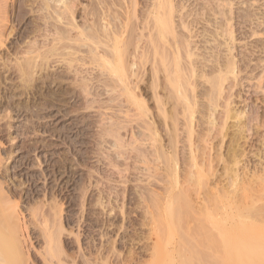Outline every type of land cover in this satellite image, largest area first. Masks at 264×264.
<instances>
[{
	"label": "rangeland",
	"instance_id": "1",
	"mask_svg": "<svg viewBox=\"0 0 264 264\" xmlns=\"http://www.w3.org/2000/svg\"><path fill=\"white\" fill-rule=\"evenodd\" d=\"M20 1L22 0H8L5 9H2V12L3 11L5 12L4 15L7 16L6 18L8 19V21L6 20L7 28L5 27V30H4V33H5L4 37L6 39L4 38L5 42L0 47V55H1L0 56V74L1 72L3 74L4 72L3 70L6 69L8 71L7 72L5 71L3 76L5 77L8 76V78H7V81L5 80V84H1L0 86V142H1L0 156L3 157V163L5 164V166L8 167V175L10 177L6 175L7 178L6 179L4 178L6 183H9L8 187L16 188L18 191L20 190L21 191L19 192L20 196L21 197L23 196L22 198L19 199V205L21 206L23 210L22 212L25 213V214L23 213L25 215V220H27V223L30 226L27 230L29 234L26 232L28 236H26V242H25L26 247L25 248L29 247L30 250H32L31 251L32 254H35V255L30 254L29 263L32 264L31 262L32 260L33 264H45V262L43 261L44 260L43 251L45 252L47 250V248L46 250H44L46 247L45 245L46 241L44 243L45 237L43 233L41 234V232H43L41 230L43 226V224L41 223L43 219L41 218L42 215L41 216L38 215L39 217L36 216V218L31 217V215H29L30 214L29 209L30 208L38 209L39 207V209L42 210V213H44V211H46L47 209L49 210V206L51 207L54 205L56 207L57 206L60 207L59 220H61V226H62L61 230L62 231L59 237H60V243H61L60 246L61 248H63L62 252L60 253L62 255L60 254L59 256L55 255L56 260L53 257L54 264H83V263L84 264H171V263L175 264V263H178V260H180L179 258H181V257L178 258L177 255L179 254V256H182L183 254H186V252L187 254H190V251H189L190 248H196L202 253L201 256H203L204 258H201L202 259V262L200 260L201 264H211L212 261H214L216 264H219L220 256L222 258V256L224 255V251H223L224 243H223L222 235L220 232V228L222 226L219 221L222 219V216H223V219H225L228 215H230V212L228 210L229 208H231V206L229 207L228 200L227 199L225 200V197H222V199H217L218 198L217 196L221 195V193L225 195L228 191H230L231 193V190L233 189L232 187H234L233 185L235 184H237L235 185L236 188H239V193H242L243 190H246L247 192L248 191L247 189L249 188L250 189L254 188V190L252 191L255 192L258 190L260 186L261 179L264 178V172H263L264 171V67H263L264 66V52H262V50L264 51V33H263L264 29L261 28L264 26V25L262 26V24H264V20L262 21V19H264L263 18L264 17V13H263L264 12V0H257V1L256 0H250V1L249 0L247 1L246 0H237V1L231 0L230 3L233 4L232 6L231 4L227 5L224 2L225 7L222 6L223 10L231 9L229 10L231 13L233 10L235 11V12L233 11L234 13L231 14L232 16L237 15L236 13L240 12L239 8H241L240 10H243L244 13L248 9L253 12H256L257 14L256 16H258V13H259L260 20L258 19V17L256 16L255 17L260 21V22L258 21V23L261 24L260 28L262 30L259 27L258 28L260 31H262L261 33L263 34L261 35V33H259L260 34L259 37L260 36L261 37H260V41H258L262 45L259 43H255L256 42L255 39L259 40L258 35L250 36L251 33L249 35L248 32L251 31L250 30L251 25L252 26L254 25L255 23L254 19L256 18L253 17L254 19L252 20V22L249 23V21H247L248 25L245 23L247 26H245V24L243 26L242 23H239L240 18L238 16H236L238 18L234 16L236 20L233 18L231 22H234L233 25L236 24L235 26L233 25L232 26H233V29H235L234 31H236L234 34L237 33L235 35V37H237V41L236 40L234 41L236 48L233 46L234 50L232 52H233V55L236 53L235 60L240 65L238 69L241 71L240 72L238 70L239 73L236 75V77L235 76L234 77L237 80L238 79L240 80L237 81L232 76H230L229 78H225L224 81L223 80L221 81V83L225 85L224 86L223 84H221V88L222 86L224 88L222 89L216 88L218 89L216 91L215 89H212V87L214 86L212 82L213 81L212 78L214 75L216 76L217 74L220 73L219 69L223 66V65L221 66L222 62L220 61L223 60L225 62V58L227 59V57L223 55H227L228 50L226 49L227 47L225 45L223 46V44H225V42L223 41L224 37L222 39V37L216 31L220 28L213 24H211L212 26L211 27L210 26L211 22H208V23L206 22L207 25L205 23L204 18L207 15L205 16L203 15V13L205 10H206L205 12H207V9L202 8L203 7L202 5L207 4L208 6L207 5L206 6L208 8L210 6L209 4H211V6L209 7L210 10L208 8L209 17L212 14L210 18L219 16L217 15L218 13L217 14L214 13V10L212 9V3H209V4L204 3L206 0H204V2L203 0H201L202 2L200 0H198L199 2L197 0L196 1L190 0L191 3L188 2V0H184V1L179 0L180 2H177L178 0L177 1L174 0V2L175 1L177 2V7H176L177 9L174 12V15L176 16L178 15V16L173 17V19L175 18L174 20L175 28L177 26V28L175 29L176 37L180 35L177 38L178 39L183 38V39H180L181 40L180 42H183V43H186L187 40L190 41V39H192L190 41L191 43H189V47L191 45V49L193 48L192 51L195 53L194 55L190 49V51L192 52L194 56L190 55L191 57L187 58L188 56L187 53L183 52V49L182 51L180 50L181 52L179 53H183V55L182 54L179 55V57L182 59L177 60V61L179 60L181 61L178 64L181 66V63H182V64H186V66L191 67L192 64H190V62H192L193 59L197 57L193 61L194 63H196L195 67H194V64L192 66L195 68L194 69L195 72L197 71L196 72L197 74H199L200 76H202L203 74L202 78L204 77V79L198 76L194 72V70H193V73L192 71H189L190 73H188L187 69L190 67H187L186 70L182 69L184 68L182 67L181 68L182 71L178 69L179 66L177 65V62L175 64L176 60L173 61V59H171L170 61V58H174L173 54H171L172 56L169 54L168 56L166 55L169 58L170 63L169 62L165 63L166 66L167 64H170L167 66V68H170V70L168 69V71L170 72L172 71V73L169 74L167 69L163 70L164 64L162 65V60H160L161 59L160 55L162 54L158 53V52L163 51L162 50L163 43H161L160 41H159L160 42L159 44L157 43L158 45L161 44V49L157 48L158 49L157 53L159 56L157 55V53L156 54L152 53V50H150L151 52L149 51V49H151L150 48L151 45H149L150 43H148L150 42V40H148V42L146 41L147 40L146 38L148 37L147 36L148 30L147 29L141 30L142 28L141 26H139V22H140V25H142L141 20H143L142 17H144V13L142 12L147 10V8L149 7V5L146 6V3L150 2L149 4H151L152 0H140V1L137 0V3L138 4L140 3V6L137 5L136 9H139L138 11L140 12L142 11V12L140 14V12L137 11V14L138 13L139 14L137 15V17H134V19H132L134 21L133 22L132 20L129 21L130 24L133 23L134 25L130 26L128 23V25L126 26V29L125 30L123 29L124 37L126 35L127 36L129 35V31H132V34L135 33L133 34V37L132 35H129V37L127 36L125 37L126 39L131 38L133 39V41L131 43L130 42L131 39H130V41L127 42L129 39L126 40L124 37H122L123 40L125 41L122 42L123 41L122 40L121 41L122 44L121 42H119L120 43L119 45L120 46L122 45L121 46L122 48L118 45L120 47V51L123 52V53L118 52L119 56L116 54L117 52H115L117 48V44L116 43L114 44L117 38L114 39L113 37L109 39V37H107V33L109 36L111 34L113 35L114 31H117L116 24L119 23L120 22L119 20L122 19L121 17L123 16L122 12H124L126 9L125 5H127L128 3L127 0L124 1L125 3L123 2V0H119L120 2L122 1L121 3L118 0H110V1L109 0H81V1L80 0L79 1L69 0L71 2L74 1L72 2V6L74 5V3L76 4V6L74 5L72 7L74 8L73 18L76 24L78 25V27L79 28L81 27L80 29L87 27L89 31L86 28L87 30L85 29L84 32L86 31L90 32V30H93V32H97L98 35L101 32L103 33V34L101 33L99 37L101 36L100 39H102L103 41V45H100V46L101 47L103 46L104 49H102L99 46V48L97 47V50L99 51V53L101 52L105 54V52L109 51L108 53H106L107 55L113 54V55H110L111 57L109 56L110 59H108V63H105L106 65L103 64L104 61L101 64L102 60H100V62L97 61L98 58L96 59L95 57H93L92 53L90 55L89 50L91 48H94L95 46V43L90 42V40H87V42L85 40L86 43L85 42L83 43L82 41H77V40H76L77 42H75L74 40L72 45L75 48L71 45L73 48L70 49L68 47V49L65 48L66 50L63 47H60L59 46L60 44L59 45L57 44L59 49L52 50L54 51L52 53L48 44H50L49 42L51 41L53 42L52 38H54L55 35L52 34L54 35V37H51L52 35L50 34L58 30V27H59V25H57L58 27L54 26L56 24V21H54L55 24L53 23L54 18L52 19L49 18V15L51 16L50 11L52 8L49 7L50 8L49 9L48 7L47 8L43 7L45 6L46 0L44 1L39 0L40 2L42 1L41 2L42 4L39 3L38 0H23L24 3L23 2L20 3ZM233 1H235L234 2L235 4L233 3ZM49 2H52V1L50 0ZM97 2H98V6L96 5ZM193 2H194V5H193ZM241 3H242V7H241ZM33 4H35V6L37 7H34ZM38 4H41V6L43 5L42 9H44L45 11L42 10L41 6H38ZM52 4H54V1L52 2ZM30 5H33V6H30ZM81 5L82 7H80ZM179 5L181 7H179ZM200 5L202 7H200ZM96 6L99 10L96 8ZM138 6L143 7V8H139ZM236 6L237 7L240 6V7L237 8ZM102 7H105V8H102ZM111 7L112 9H110ZM232 7L233 8L235 7L236 9L235 8L233 9ZM255 7L258 10L255 9ZM222 8L220 7L218 8V10H221ZM245 8L246 10H244ZM87 9H88L89 15L87 14ZM104 9L105 11H107L106 13H104L105 12ZM142 9H144V11ZM194 9L196 10L197 13L195 12ZM189 10L193 12L190 13ZM90 11L91 13L93 12V14L89 13ZM185 11L190 13L189 16L191 18H189V16L187 18L189 20L191 19L194 20V17L198 18L199 16H200L199 18L201 19V17L204 16V18L202 17L201 19L202 21H200L199 19H196L197 22L196 20H194L195 23L191 21L187 22L186 24L187 26H190V24L192 23L193 25L192 27H194V24H196L195 29H192V27L190 26L193 32H190L189 27L186 28V29H189L188 31L185 30L186 26L181 27L182 24H179L180 22H178L180 20L179 18L180 14L182 15V12L185 13ZM257 11H261V12H257ZM6 12H7V15H6ZM94 12H97V13L94 15ZM108 12L111 13L113 16L110 14L107 17ZM176 12H178V14H176ZM194 12L196 15L195 14L193 15ZM16 13L19 15L17 16ZM45 14L47 16H45ZM197 14L199 15L198 17H196ZM214 14L215 16H213ZM115 15H119L118 17H120V19L117 20V16L115 17ZM139 15L141 18L139 17ZM77 16L78 17L81 16L80 20ZM94 18L96 19V21ZM99 18L100 19L103 18L105 19V21L100 20ZM257 19L255 21H257ZM135 20H136V24H135ZM45 21H47L46 23L48 24L44 23ZM113 21L116 24L113 23ZM206 21H209V20H207L206 18ZM235 21H238V22H235ZM39 22H40V25L42 23L41 26L39 25ZM95 22L97 26L100 24L98 26L100 28L102 27L101 25H103L102 28L106 29L107 32L103 30L102 28H101L102 31L100 28H97L95 25ZM43 23L45 24V28H44ZM25 24H28V25H25ZM89 25L91 26V28ZM94 25L95 27L93 28ZM50 26L52 29L50 28ZM53 26L57 28L55 31L53 30L54 29ZM62 26H60V28H62ZM134 26H137L138 28L136 31H134L136 29V27L134 29ZM202 26L205 27L204 28L205 31L207 27L206 32L208 34L205 31H203L204 29H202ZM255 26L253 28H255ZM35 27L37 28V30ZM41 27L43 28L41 29ZM112 27H114L115 29L113 28L114 30H112L111 29ZM129 27H131L133 30L131 28L129 29ZM238 27L239 28L241 27V28L239 29ZM32 28H35V29H32ZM60 28H59V31H60ZM209 28L210 29L214 28L213 30L217 32L218 36L216 34H213V35L214 37L220 36L219 39L221 40L219 39L218 40L220 41L221 44L218 42L217 37L215 39L217 40L218 44L216 43V40L213 39L214 38L213 35H212L213 38L211 37L212 32L213 33L215 32L213 30H211L212 31L211 32ZM98 29L101 32L98 31ZM245 29L247 31L249 29V31L246 32ZM6 30L7 31L9 30V31L7 32ZM140 30H141V33H144V35L138 32ZM178 30L180 33H178L177 35ZM183 30H184V33L181 32ZM196 30L197 32H194ZM208 30L211 33L208 32ZM74 31L73 30L71 31L72 35L78 32L79 29L77 31L75 29ZM126 31H128V33H126ZM220 31L221 30H219V32ZM240 31H245L246 33L244 32L245 34L243 33L242 35V32ZM46 32L50 34L48 35ZM110 32L111 34H109ZM136 32H138L137 36L139 37L141 34V37L140 38L138 37L139 39L135 37ZM25 33L26 34L30 33V34L28 36V34L26 35ZM91 33L92 32H90L89 35ZM190 33H192L191 34L192 36L190 35ZM35 34L37 36L40 35V37H37ZM76 34H79V33H76ZM193 34L196 35V38L195 37L193 38L194 36ZM204 34L205 35L207 34L206 35L207 38L204 37ZM89 35L88 33L86 34L87 37ZM244 35L245 36L248 35V38L244 37ZM27 36L28 38H26ZM30 36L32 38H30ZM190 36L192 38H190ZM82 37H84V34ZM169 37H170V40L169 39L167 40L171 41L172 36H170V34H168V38ZM25 38L28 40H26ZM33 38L35 39L33 40ZM42 38L43 39L45 38L44 40L47 39V41H44V40L40 41V39ZM105 38L107 40H103ZM202 38H204V40ZM208 38H211V39H208ZM30 39L35 42L34 44L37 45L38 43V46H35L33 44L34 48L37 47L35 48V51L37 54L35 53L36 54L35 56L34 55L35 51H33V54H31L30 52L28 54L21 53L23 55L21 54L19 55L20 58L18 59L23 64L22 66L24 68L22 67V70L24 72L22 75V79L18 80V77L16 78L15 74L10 73L11 70H13V67L16 68V64H13V63H15L18 60L15 54V47L17 46L18 42L21 43L22 40H23L22 42L24 43H22L21 45L19 44L20 46H24V44L26 43L25 41H27V43L29 42L28 43L29 45L32 42L30 41ZM90 39H92V41L93 39L94 41L96 40L95 38H90ZM194 39L195 41H193ZM36 40H37V43H36ZM135 40L137 43L135 42ZM140 40L142 42H145V44L142 43ZM210 40L212 41V43L210 42ZM68 41L70 45L72 40L71 42L70 40ZM169 41L167 42V44L169 43ZM203 41H206V42L208 41V43L206 42L203 43ZM39 42L43 43L44 45L42 46L41 43ZM66 42L63 44L65 47H66L65 45ZM134 42L136 43V45H133L135 44ZM213 42L217 45L213 44ZM245 42L247 44H245ZM80 43H81V48H79ZM124 43H127V44L124 45ZM39 44H40V47H39ZM104 44L106 46H104ZM146 44L148 46H146ZM28 45L27 47H30ZM169 45L171 44L169 43L167 46ZM208 45H210L209 49H207ZM211 45H214V48L216 49L212 48ZM219 45H222V46H219ZM52 46H53V43H52ZM110 46L112 47L111 48L112 50L115 47L113 51H111V49L108 50ZM201 46L202 48H204L203 50ZM204 46L205 47L207 46V48H205ZM45 47L47 48L49 47V50H47ZM134 47L136 48L139 47L138 48L139 53H138V49L136 48L133 49ZM146 47L148 50L144 49ZM221 47L222 49L224 47V49L221 50ZM61 48H63L64 50L63 49L61 50ZM105 48H108L107 49L108 51ZM126 48L127 49L130 48L127 50L129 51L128 52L129 58L125 56L124 57L120 56L122 54L125 55V53H127V51L124 52ZM194 48L197 50H195ZM260 48L262 50H260ZM73 49L75 50L73 51ZM79 49L81 50L80 52H78ZM199 49L202 50V53H200L201 51H199ZM206 49H207L206 51L207 53L204 51ZM249 49L253 52H251ZM42 50H44V53L46 51L47 52L50 51L51 53L49 52L50 54L48 53H45L44 55L42 54V56L44 57L42 59L41 58L42 56L40 53V52L43 53ZM167 50L168 48L166 49V51ZM211 50L215 51L214 52L215 58H213L214 56ZM64 51L67 53V55L65 54ZM69 51L71 52L73 51V52L71 53ZM75 51H76V54H75ZM143 51L145 53L147 52L146 54L144 53L143 55L144 57L141 56L143 54ZM148 51L150 53H148ZM168 51L166 53H171L170 49ZM244 51L249 53V55ZM59 53H62V55L60 54V56H58L57 54ZM196 53H198L199 55ZM253 53L255 54L254 56H253ZM52 54H54V56ZM151 54L153 55L155 54L156 56H153ZM257 54L259 58L256 57ZM149 55L151 57H149ZM181 55L183 57H185L184 55H187V56L184 59ZM200 55L202 57H200ZM210 55H212L213 57H211ZM64 56L65 57L67 56V57L65 58V61H62V59H64ZM75 56L77 57L75 58L76 61L73 59ZM114 56L115 58H112ZM117 56L120 57L122 60L124 59L123 61L125 62L129 61V63L123 62L124 65H127V70H124L122 68V65L117 62V60L120 59V58L118 59ZM131 56L135 58L133 59L132 57L130 60ZM221 56L223 57L222 59H221ZM242 56L243 57L245 56L244 59L247 58L245 60L248 63L242 60L243 58ZM46 57H49V59ZM153 57L158 58V59H154ZM203 57L204 58L206 57L205 59L210 60V61H205ZM216 57H218L217 59L219 61H217ZM23 58L24 59L28 58L27 60L29 62L25 61ZM67 58H70V60ZM239 58H240V61L238 60ZM29 59H31V61H33L34 64L31 63ZM141 59L142 61L145 59L146 62L144 61L141 63ZM197 59L199 60L201 59L205 63L213 62L210 64L214 65L212 67H214L215 69L218 66L217 64H219V63H216V61L220 62L219 64L220 67L218 66L219 68L218 70L216 69L217 70L216 71L215 69L211 68V65H208L209 68H211V71L213 70L211 72L207 64H205L201 60L200 61L198 60L199 62H202L201 64H199V62H197ZM48 60L50 62H48ZM92 60L95 61V63L92 64ZM122 60L119 62H122ZM150 60L154 63L156 67L153 66ZM69 61L71 62V64L70 65L66 64L67 62L70 63ZM109 61L117 62L116 65L114 63V65L117 66L116 68L121 66V68L123 69V72L125 73L126 71V73L123 74L122 71L119 72V68L117 69L118 71H114L115 66H113V63H112L113 67L111 68V71L109 70L110 72H108L107 68L111 64ZM132 61H133V64H132ZM148 61H150V63ZM156 61L160 62L161 64L160 63L157 64ZM163 61L166 62V58ZM27 62L29 63V66L32 64L31 65L32 68H30L28 65H25L27 64ZM249 62L254 63L253 66H252V63H249ZM255 62L258 65L260 64V66L258 67L261 68V70L263 69L262 71L259 70L258 67L254 68V65L256 64ZM45 63L47 64L46 67L44 66ZM84 63L86 66H84ZM187 63H189L190 65L189 64L187 65ZM6 64H7V67H6ZM75 64H76V67H74ZM95 64L97 66H100L99 64H101V69L98 67L99 68L98 70ZM138 64L140 65L139 71L137 70L139 68ZM246 64L247 66L245 67ZM129 65L131 66V68ZM171 65H173L172 68H171ZM199 65H201L202 67ZM205 65L207 67H205ZM158 66L159 67L162 66V67L158 68ZM175 66L178 67L177 68L179 70L178 72H176ZM182 66H185V65H182ZM1 67H4V69H2ZM67 67L69 68V70ZM77 67H80V68L78 69ZM105 67L107 68L105 69ZM243 67H245L244 70H243ZM84 68L85 70H83ZM102 68L103 70L104 69L105 70L103 71ZM155 68L157 71L159 69L158 74L155 72L156 71ZM197 68H199L200 71ZM201 68H203L204 72L203 70L201 72ZM28 69L33 73V75H29L32 73ZM250 69H252L253 71ZM129 70H130V73H128ZM66 71H69V72L66 73ZM70 71H73V73ZM78 71L81 73L79 74ZM83 71H85L86 73L84 72L82 75ZM163 71L164 72L166 71V74H168L169 76L168 75L165 76V73ZM184 71L186 72V74H184ZM250 71H252L251 72L252 74L250 73ZM64 72L66 74H63ZM91 72L94 74L92 75ZM100 72L102 73V75ZM153 72H155L157 75L155 73L153 74ZM255 72L257 74H255ZM68 73H70V75ZM120 73L124 75V76L122 75L124 78L121 76L119 77H121L123 80L125 79L126 83L130 82L134 86L133 88L131 84L127 85V87L129 86L128 87L129 91L127 92H130V89H131L130 86H131L132 89H134L133 92L131 91L132 94L136 95L138 93L137 94L138 96L136 95L137 99H135L136 97H134V95L133 96L130 95L131 96L130 97L129 94L131 93L127 94L126 91L121 89V88H124V86L122 85L123 82L118 81L119 78L117 77L118 74L121 75ZM187 73H188V77L190 76L188 80H187ZM205 73H207L208 75ZM246 73H247V77H246ZM84 74L85 75L88 74V76L86 75L88 80ZM111 74L114 77L117 74L116 78L118 80L115 79V83H114V77ZM136 74H137V77H136ZM59 75L61 78L58 77ZM106 75L108 76L110 75V79L112 78L113 80L112 79L110 80L109 78H107ZM131 75L132 77L133 76L134 77L132 78ZM174 75L176 78L174 77ZM192 75H195V76L193 77ZM103 76L105 78H103ZM196 76L198 77L195 78ZM24 77H26V79ZM170 77H172L173 79ZM180 77H181V80H180ZM192 77L195 81L192 79ZM216 77H219V75ZM84 78L86 79L84 80ZM101 78H103L102 82L104 81V83L102 84L100 81ZM152 78H154V80ZM159 79H162L163 82L160 81ZM205 79L207 81H205ZM217 79L219 80V78H216L215 82L217 81ZM228 79H229V82H228ZM196 80H197V83H196ZM83 81L85 82V85L82 84ZM106 81L107 82L111 81L109 83V86L111 85L110 87L105 86L106 84H108ZM175 81L176 82L178 81V82L176 83ZM181 81L183 83H180ZM236 81L239 84H236L235 83ZM80 82L82 85L79 84ZM174 82L176 85L182 84L181 86L183 88L176 86L179 88V89L178 88L176 89L174 87L175 86ZM153 83L155 84L154 87H153L154 85ZM205 83L207 86L205 85L206 87H203ZM228 83L230 85H227ZM14 84L15 86L18 84L20 87L16 86V88H14L15 87ZM112 84L115 86L112 87ZM231 84L233 85L231 86ZM116 85H118L119 87H116ZM82 86H85V87H82ZM169 86L171 87L169 88ZM228 86L230 87L228 88ZM18 87L19 89H17ZM111 87L113 89H110ZM180 88L182 89L180 90ZM14 89L15 91H13ZM170 89L172 90L170 91ZM183 89H185L184 92L182 91ZM179 91H180V94H179ZM217 91H219L220 94H218ZM81 92L83 94H81ZM121 92L124 93V95H121L122 94ZM69 93L70 95H68ZM169 93H171V95H169ZM126 94L128 95L127 98H126ZM196 94L199 96L197 97ZM211 94L215 97H213ZM180 95L181 97H179ZM133 97L135 99V102L133 101L134 99L131 100V98ZM203 97L205 100L203 99ZM209 98H211L213 101L214 100L217 101L216 102L217 106L214 105L215 103ZM123 99H125L126 102H124ZM138 99L140 100V102L138 101ZM188 99L189 100L192 99L191 107L193 109L189 106ZM156 100L159 103L156 102ZM186 100L188 101L186 102ZM136 101H138L139 104ZM181 101L184 104H181ZM160 102H163L162 104H164L163 105L165 107L164 111L162 110L164 109V107L162 106V104H160ZM201 102H202V105H201ZM130 103H132V105H130ZM142 103L144 105H142ZM120 104H122L121 105L122 107L119 106ZM158 105H160L162 109ZM182 105H185V106H182ZM213 106L215 109L213 108ZM189 107L191 109H189ZM160 109L163 112L160 113ZM16 110H19V111H16ZM220 110L222 112H220ZM187 115H189L190 117L189 116L187 117ZM221 117H222V120H221ZM207 120L209 123L207 122ZM120 123L122 124V126ZM112 125L115 127H113ZM189 126H191V129ZM107 129H109V131ZM191 130L192 132H189ZM108 133L109 134L111 133V134L109 135ZM189 133H191L192 135L191 134L189 135ZM115 134L119 138L113 137V136H116ZM189 136H191V138ZM118 139L122 140L123 143L122 141L121 142L118 141ZM6 156L8 160L6 159ZM169 163H171V165H169ZM169 166H171L172 169ZM198 170L201 172H199ZM199 173L200 174L202 173L201 175L203 177L206 175V177H204L203 179L201 178L202 176L200 175L199 180H198ZM230 176L232 177L229 178ZM234 176L237 178H234ZM228 179L231 180L230 185H229ZM235 181L238 183H236ZM19 183L21 184L19 185ZM51 196L53 197V199ZM206 198H208V200L209 198L212 200L208 201ZM203 200H205V203ZM184 201L185 203H188V204H185ZM207 203H209V206L207 205L209 208L207 206L204 207V205H206ZM45 204L48 207L44 206ZM27 206L28 207L30 206V208L28 209ZM39 221H40V224L38 223ZM29 237L30 239H27ZM27 240L29 242H27ZM230 241L231 243L232 242L236 243L237 242L236 236H234L233 239ZM30 243L32 244V246ZM33 246L34 248H32ZM178 249L181 251L183 250V253L177 252ZM37 250H39V252H37ZM82 253H85V255ZM212 254H216L218 258L212 259L211 258ZM57 257H60V258H57ZM175 257H177L178 259L176 258L177 260L175 259L176 261L175 260L173 261ZM39 258H41L42 261ZM171 259H172V262H171Z\"/></svg>",
	"mask_w": 264,
	"mask_h": 264
},
{
	"label": "bare ground",
	"instance_id": "2",
	"mask_svg": "<svg viewBox=\"0 0 264 264\" xmlns=\"http://www.w3.org/2000/svg\"><path fill=\"white\" fill-rule=\"evenodd\" d=\"M7 1L8 0H0V47L4 44V30H5V27H6V20L8 21V19L6 18L7 16H5L4 15V11L2 12V9H5V7H6V5H7ZM39 1V0H38ZM44 1V0H43ZM50 1V0H49ZM48 0H46V3H45V6H43V7H45V8H49V7H51L52 9H51V11H50V14H51V16L49 15V18H54L53 19V23L55 24V22L54 21H56V24L54 25V24H52V25H54V26H57V25H59V27H58V30H56L57 28L56 27H54L53 26V30L55 31L54 33L52 32L51 34L50 33H47L48 35L50 34V35H52V34H54L55 35V37H54V35H52L51 37H54V38H52V40H53V46H52V43L51 42H49L50 44H51V46H50V44H48L49 45V47H50V50H51V52L53 53L54 51H52V50H57V49H59L58 48V46H57V44L60 46V47H63L64 49L65 48H67L68 49V47L71 49V48H73L74 46L72 45V43L74 42V40H75V42H77V41H82L83 43L85 42V40H86V42H87V40H90V42H93V43H95V46H94V48H91L90 50H89V52H90V55H91V53H92V56L93 57H95L96 59L98 58V60L97 61H99L100 62V60H102L101 61V64H102V62H103V64L104 65H106L105 63H108V59H110L109 58V56L110 55H113V54H109V55H107L106 53H108L109 51L108 50H110L112 47L110 46V48L108 49V48H105L108 52H105V54L104 53H99V51L97 50V47L99 48V46L100 45H103V41H102V39H100L101 38V36L99 37V35L102 33L101 31H102V27H103V25H101L102 27V29L100 28V27H98L97 25H96V22H95V25H96V27L97 28H100L101 29V31L98 29V31H100L99 33V35H98V33L97 32H93V30H90V32H92L93 33V35H92V33L89 35V33L90 32H88L89 31V29H88V31H86V32H84L85 31V27L84 28H82V29H80L79 27H78V25L76 24V22H75V20H74V11H73V9L74 8H72L74 5L76 6V4L74 3V5L72 6V2H74V1H69V0H51L52 2L54 1V4H52V2H49ZM79 1V0H78ZM81 1V0H80ZM110 1V0H109ZM119 1V0H118ZM124 1H126V0H123V2ZM140 1V0H139ZM177 1V0H176ZM174 2V0H152V2H151V4H149L150 2H148V3H146V6L147 5H149V7L147 8V10H145L144 11V9H142L144 12H142V13H144V17H142L143 18V20H141L142 22H141V24L142 25H140V22H139V26H141V30H144V29H147L148 30V34H147V42H148V40H150V42H148V43H150L149 45H151L150 46V48L151 49H149V51L150 50H152V53H157L158 52V49H161V44L160 45H158L160 42L161 43H163V48H162V50L163 51H161V52H158L159 54H162V55H160V57H161V59L160 60H162V65L164 64V69L163 70H166L167 69V71H168V69L170 70V68H167V66L168 65H170V64H167V66H166V64L165 63H168L169 62V58L167 57L168 56V54L169 55H171V54H173V56H174V58H170V61H171V59H173V61H175V64H176V62H177V65L179 66V68L177 67V66H175L176 67V72H178L179 70L178 69H180L181 71H182V69H184V70H186L187 69V67H190V66H186V64H182L181 63V66L178 64V63H180L181 61L179 60V61H177L178 59H182V58H180L179 57V55L180 54H182L183 55V53H179V52H181L182 51V49H183V52H186L187 53V55H184L185 57L187 56V58L188 57H191L193 54L195 55V53L192 51V49H191V45H190V47H189V43H191L190 41L192 40V39H190V41L189 40H187V42H188V44H187V42L186 43H183V42H180L181 40L180 39H183V38H180V39H178L177 37H179V36H177L176 37V35H175V33H176V28H177V26H176V28H175V18L173 19V17L174 16H176V15H174V12L176 11V7H177V2H180L179 0L177 1V2ZM184 1V0H183ZM193 1V0H192ZM196 1V0H195ZM194 1V2H195ZM198 1V0H197ZM201 1V0H200ZM207 1V0H206ZM204 2V0H203V2L204 3H212V9L214 10V13H218L217 15H219V16H215V14L213 15V16H215L214 18H210L211 16H212V14L210 15V17H209V15H208V8L211 6V4H209L210 6L207 8V4H204V5H200V7H202V8H204V9H207V12H205L204 11V9H203V11H204V13H203V15H207L205 18H204V16H202L204 19H205V23L207 22H211L210 23V26H211V24H213V25H216L217 27H219L220 29H218L217 27V29L218 30H216L217 32H218V34L222 37V39H223V37H224V42H225V44H223V46L225 45L226 47V49L228 50V52H227V55H223V56H226L227 57V59L225 58V62L222 60V61H220V62H222L221 63V68L224 70H222L221 68L219 69V71H220V73H219V71H218V73L219 74H217L216 76H218L219 75V77H216L215 75V77L216 78H219V80L217 79V81L215 82V77L213 76V84H214V86L212 87V89H215V91L216 90H218L219 88L220 89H222V88H224L223 86H222V88H221V84H223V83H221V81L223 80L224 81V79L225 78H229L230 76H232V77H236V75L239 73L238 72V68L240 67V65L238 64V62L235 60L236 58H235V54L233 55V50H234V47H235V40L237 41V37H235V35L237 34H234L236 31H234L235 29H233V26H235V25H233L234 24V22H231V20L234 18L235 19V17L236 16H238L239 18H240V20H239V23H242L243 24V26H244V24L246 23H248L247 21H249V23L250 22H252V20L254 19L253 17H255L257 14H256V12H253V11H251V10H246V8L244 9V10H246L245 11V13H244V11L243 10H240L241 8H239V11L240 12H238V13H236L237 15H234V16H232L231 14L232 13H234L233 11H232V13L229 11V10H231V9H229V10H227V9H225V10H223V8H222V6L223 7H225V4H227V5H229V4H231L230 3V1L231 0H208L207 2ZM237 1V0H236ZM247 1V0H246ZM250 1V0H249ZM248 1V2H249ZM257 1V0H256ZM13 2V1H12ZM11 2V3H12ZM21 2H23V0L22 1H20V3ZM26 2V1H25ZM29 2V1H28ZM42 2V1H41ZM40 1H39V3H41ZM77 2V1H76ZM96 2V1H95ZM102 2V1H101ZM101 2H100V4H101ZM103 2H105V1H103ZM108 2V1H107ZM120 2V1H119ZM122 2V1H121ZM120 2V3H121ZM127 5H125V7H126V9H125V11L124 12H122V15L123 16H121L122 17V19L121 20H119L120 19V17H118L119 15H115V17L117 16V20H119L118 22L119 23H115L114 21H113V23H115L116 24V26H117V31H114V33H113V35L111 34V32L109 33V34H111V35H109L108 36V33H107V37H109V39H111V38H113L114 37V39L115 38H117V42L115 41L114 42V44L116 43L117 44V48H116V50H115V52H117L116 54L119 56V53L118 52H121V53H123L122 51H120V47L122 46H120L119 44V42H121L122 40H123V38L122 37H124L123 36V34H124V30L126 29V26L128 25V23H129V25L131 26V25H134L133 23H131L130 24V20H132V19H134V17H137V15L139 14H137V11L139 10V9H136V6L137 5H139L140 6V3L138 4L137 3V0H127ZM143 2V1H142ZM188 2H190V0H188ZM194 2H193V5H194ZM199 2V1H198ZM197 2V3H198ZM202 2V1H201ZM224 2H225V4H224ZM235 1H233V3H234ZM241 2V1H240ZM244 2V1H243ZM19 3V4H20ZM24 3V2H23ZM51 3V4H50ZM83 3V2H82ZM111 3H112V1H111ZM125 3V2H124ZM145 3V2H144ZM143 3V4H144ZM176 3V4H175ZM191 3V2H190ZM189 3V4H190ZM239 3V2H238ZM251 3V2H250ZM26 4V3H25ZM29 4V3H28ZM36 4V3H35ZM35 4H33L34 5V7H37V6H35ZM42 4V3H41ZM41 4H38V6H41ZM78 4H79V2H78ZM81 4V3H80ZM109 4V3H108ZM142 4V5H143ZM179 4V3H178ZM235 4V3H234ZM246 4V3H245ZM11 5V4H10ZM27 5V4H26ZM33 5H30V6H33ZM37 5V4H36ZM94 5H95V3H94ZM97 6H98V2H97V4H96ZM113 5V4H112ZM181 5V4H180ZM179 5V7H181ZM197 5V4H196ZM207 5V6H206ZM226 5V6H227ZM233 4H231V6H232ZM263 5V4H262ZM12 6V5H11ZM18 6V5H17ZM16 6V7H17ZM41 6V9L43 8ZM97 6H96V8H97ZM100 6V5H99ZM102 6V5H101ZM105 6V5H104ZM109 6V5H108ZM124 6V5H123ZM138 6V7H139ZM184 6V5H183ZM182 6V7H183ZM4 7V8H3ZM80 7H82V5L80 6ZM87 7H89V6H87ZM106 7V6H105ZM105 7H102V8H105ZM193 7V6H192ZM191 7V8H192ZM196 7V6H195ZM222 8L221 10H218V8ZM237 7V6H236ZM238 7H240V6H238ZM237 7V8H238ZM241 7H242V3H241ZM252 7V6H251ZM93 8V7H92ZM95 8V9H96ZM101 8V9H102ZM107 8V7H106ZM123 8V7H122ZM139 8H143V7H139ZM188 8V7H187ZM202 8H200V9H202ZM228 8V7H227ZM233 8V7H232ZM235 8V7H234ZM233 8V9H234ZM244 8V7H243ZM248 8V7H247ZM250 8V7H249ZM21 9V8H20ZM41 9H40V11H41ZM50 9V8H49ZM89 9H91V8H89ZM98 9V8H97ZM110 9H112V7L110 8ZM118 9V8H117ZM121 9V8H120ZM146 9V8H145ZM236 9V8H235ZM254 9V8H253ZM252 9V10H253ZM255 9H257L256 7H255ZM16 10H17V8H16ZM36 10H38V9H36ZM35 10V11H36ZM42 10H44V9H42ZM80 10H81V8H80ZM79 10V11H80ZM84 10V9H83ZM99 10V9H98ZM192 10V9H191ZM195 10V9H194ZM209 10H210V8H209ZM258 10V9H257ZM32 11H34V10H32ZM45 11V10H44ZM78 11V12H79ZM92 11V10H91ZM91 11L89 12V13H91ZM93 11H94V9H93ZM97 11V10H96ZM102 11V10H101ZM104 11H105V9H104ZM103 11V12H104ZM109 11V10H108ZM190 11V10H189ZM202 11V10H201ZM202 11V12H203ZM212 11V10H211ZM226 11H228V12H226ZM242 11V12H241ZM17 12V11H16ZM86 12V11H85ZM107 11H105L104 13H106ZM111 12H112V10H111ZM138 12H140V11H138ZM141 12H140V14H141ZM179 12V11H178ZM178 12H176V14H178ZM187 11H185V13H183L182 12V15L180 14V20L178 21V22H180L179 24H182V26L181 27H184V26H186L185 27V30H189L190 29V32H193V30L192 29H195V25L196 24H194V27H192L193 25H192V23L190 24V26L192 27V29L190 28V26H187L186 24H187V22H189V21H191V22H194L195 23V21L194 20H196V19H199L200 21H202L201 19H202V17H201V19L199 18L200 16L197 14V16L196 17H198V18H195L194 17V20H189V19H187L188 18V16L190 15V13L191 12H193V11H190V13H186ZM195 12H196V10H195ZM195 12L193 13V15L195 14ZM230 12V13H229ZM237 12V11H236ZM257 12H261V11H257ZM15 13V12H14ZM27 13V12H26ZM42 13V12H41ZM40 13V14H41ZM97 12H94V15L96 14ZM101 13V12H100ZM181 13V12H180ZM197 13V12H196ZM264 13V12H263ZM17 14V13H16ZM21 14V13H20ZM38 14V13H37ZM44 14V13H43ZM46 14H47V12H46ZM45 14V16H47ZM75 14H76V12H75ZM85 14V13H84ZM87 14H88V9H87ZM86 14V15H87ZM91 14H93V12L91 13ZM111 13H109L108 12V15H107V17L110 15ZM184 14H185V16H184ZM262 14V13H261ZM6 15H7V12H6ZM19 14H17V16H18ZM89 15V14H88ZM100 15V14H99ZM106 15V14H105ZM112 15V14H111ZM196 15V14H195ZM21 16V15H20ZM44 16V17H45ZM92 16V15H91ZM97 16V15H96ZM96 16H95V18H96ZM113 16V15H112ZM111 16V17H112ZM178 16V15H177ZM176 16V17H177ZM262 16V15H261ZM78 17V16H77ZM81 17V16H80ZM80 17H78L79 18V20H80ZM99 17V16H98ZM97 17V18H98ZM103 17V16H102ZM106 17V16H105ZM106 17V18H107ZM111 17H109V18H111ZM139 17H140V15H139ZM238 17H236V18H238ZM256 17H258V19H259V13H258V16H256ZM255 17V18H256ZM11 18V17H10ZM38 18V17H37ZM41 18V17H40ZM39 18V19H40ZM77 18V19H78ZM89 18V17H88ZM94 18V19H95ZM141 18V17H140ZM189 18H191L190 16H189ZM206 18H207V20H209V21H206ZM261 18V17H260ZM264 18V17H263ZM93 19V18H92ZM91 19V20H92ZM100 19V18H99ZM257 19V18H256ZM256 19H254V25L252 26L251 25V31H249V29H248V31L245 29V31L246 32H248L249 33V35H250V33H251V35L250 36H256V35H258V37H259V33H261L262 31H260L259 30V28H260V26H261V24L260 23H258V21L260 20H258L257 19V21H255ZM11 20V19H10ZM38 20V19H37ZM43 20H44V18H43ZM46 20H47V18H46ZM100 20H103V21H105V19H100ZM107 20H109V19H107ZM112 20H113V18H112ZM139 20V21H140ZM236 20V19H235ZM264 19H262V21H263ZM40 21V20H39ZM50 21V20H49ZM58 21V22H57ZM82 21V20H81ZM90 21V20H89ZM95 21H96V19H95ZM134 20H132V22H133ZM234 21V20H233ZM16 22V21H15ZM41 22V21H40ZM40 22H39V25H40ZM47 21H45L44 23H46ZM60 22V23H59ZM196 22H197V20H196ZM235 22H238V21H235ZM257 22V23H256ZM260 22V21H259ZM8 23V22H7ZM29 23H31V22H29ZM28 23V24H29ZM43 23V24H44ZM81 23V22H80ZM83 23V22H82ZM85 23V22H84ZM97 23H98V21H97ZM203 23V22H202ZM201 23V24H202ZM207 23H206V25H207ZM262 23V22H261ZM28 24H25V25H28ZM35 24V23H34ZM46 24H48V23H46ZM64 26H62V25ZM108 24H109V22H108ZM135 24H136V20H135ZM138 24V23H137ZM189 24V23H188ZM198 24V23H197ZM204 24V23H203ZM245 24V26H247ZM41 25H42V23H41ZM40 25V26H41ZM95 25L93 26V28L95 27ZM104 25H105V23H104ZM112 25H114V24H112ZM177 25H178V23H177ZM233 25V26H232ZM238 25V24H237ZM241 25V24H240ZM256 25V26H255ZM264 24H262V26H263ZM60 26H62V28H60ZM79 26H80V24H79ZM84 26H85V24H84ZM86 26H88V25H86ZM90 26V25H89ZM108 26V25H107ZM243 26H241V27H243ZM250 26V25H249ZM255 26V28H253ZM49 27V26H48ZM104 27H106V26H104ZM135 27H136V29H135ZM187 27H189V29H186ZM201 27V26H200ZM212 27V26H211ZM213 27H215V26H213ZM240 27V28H241ZM259 27V28H258ZM7 28V27H6ZM29 28V27H28ZM31 28V27H30ZM36 28V27H35ZM35 28H32V29H35ZM40 28V27H39ZM43 27H41V29H42ZM44 28H45V24H44ZM50 28H51V26H50ZM50 28H48V29H50ZM59 28H60V31H59ZM90 28H91V26H90ZM97 28H96V30H97ZM109 28V27H108ZM114 27H112L111 29L112 30H114L113 29ZM131 27H129V29H130ZM140 28V27H139ZM205 27L204 26H202V29H204ZM239 28V27H238ZM239 28V29H240ZM253 28V29H252ZM262 29H264V26L263 27H261ZM260 28V29H261ZM52 29V28H51ZM76 29V31L79 29V31L78 32H76V33H79V34H71V31L73 30H75ZM86 29V30H87ZM122 29V30H121ZM124 29V30H123ZM132 29V28H131ZM134 31H136L138 28H137V26H134ZM210 29V28H209ZM214 29V28H213ZM212 28L210 29V31L211 30H213ZM243 29V28H242ZM241 29V30H242ZM261 29V30H262ZM28 30V29H27ZM36 30H37V28H36ZM39 30V29H38ZM82 30V31H81ZM103 30H105L106 31V29H103ZM128 30V29H127ZM133 30V29H132ZM141 30L140 31H138V32H140L141 33ZM175 30V31H174ZM181 30V29H180ZM201 30V29H200ZM219 30H221L220 32H219ZM7 31V30H6ZM9 31V30H8ZM7 31V32H8ZM40 31V30H39ZM44 31V30H43ZM51 31V30H50ZM129 31V30H128ZM128 31H126V33H128ZM146 31V30H145ZM144 31V32H145ZM203 31H205V29L203 30ZM206 31H207V27H206ZM205 31V32H206ZM209 30H208V32H210ZM214 31V30H213ZM216 31H214L215 33H213L212 31V34H211V37H212V35L213 34H216L217 36H218V34H217V32ZM245 31H240V32H242V35H243V33L245 32ZM28 32V31H27ZM45 32V31H44ZM75 32V31H74ZM104 32V31H103ZM107 32V31H106ZM130 32H131V34H130ZM138 32H136V36L135 37H139V36H137V33ZM181 32H183L184 33V30L183 31H181ZM194 32H197V30L196 31H194ZM205 32H203V33H205ZM210 32V33H211ZM245 32V33H246ZM33 33V32H32ZM36 33V32H35ZM88 33V37L86 36V34ZM95 33V34H94ZM178 33H180L179 32V30H178V32H177V35H178ZM202 33V34H203ZM207 33V32H206ZM244 33V34H245ZM264 33V32H263ZM263 33H261V35L263 34ZM9 34V33H8ZM12 34V33H11ZM21 34H22V32H21ZM26 34V33H25ZM28 34V33H27ZM26 34V35H27ZM30 34V33H29ZM29 34H28V36H29ZM34 34V33H33ZM38 34V33H37ZM83 34H84V37H82L83 36ZM103 34V33H102ZM133 34H135V33H133ZM133 34H132V31H129V35H132V37H133ZM141 34H143L144 35V33H141ZM141 34H140V37H141ZM168 34H170V36H172V40L175 42H173L172 40L171 41H169L170 40V37L168 38ZM186 34V33H185ZM192 33H190V35H191ZM195 34V33H194ZM193 34V35H194ZM198 34V33H197ZM202 34H200V35H202ZM208 34V33H207ZM206 34V35H207ZM10 35V34H9ZM20 35V34H19ZM18 35V36H19ZM36 35V34H35ZM44 35H45V33H44ZM129 35L127 36V37H129ZM206 35L204 34V37L205 38H207L206 37ZM17 36V37H18ZM21 36H23V35H21ZM28 36L26 37V38H28ZM37 36V35H36ZM125 36V37H126ZM189 36V35H188ZM192 36V35H191ZM190 36V38H192ZM217 36H215L214 37V35H213V39H215ZM219 36V37H220ZM33 37H34V35H33ZM37 37H40V35H38ZM36 37V38H37ZM103 37H105V36H103ZM106 37V38H107ZM124 37V38H125ZM131 37V36H130ZM134 37V38H135ZM139 37V38H140ZM142 37H144V36H142ZM196 38V35H194L193 36V38ZM208 37H209V35H208ZM219 37H217V40L219 39ZM244 37H247L248 38V35H244ZM261 37V36H260ZM260 37H259V40H256L255 39V43H259V44H261L260 42H258V41H260ZM22 38V37H21ZM25 38V39H26ZM30 38H32L31 36H30ZM46 38V37H45ZM44 38V39H45ZM90 38H95L96 40L94 41V39H93V41H92V39H90ZM103 39V40H107V39ZM138 38V39H139ZM149 38V39H148ZM186 38H187V36H186ZM197 38H199V37H197ZM253 38V37H252ZM263 38V37H262ZM6 39V38H5ZM24 39V40H25ZM35 38H33V40H34ZM43 38L42 39H40V41L41 40H44ZM48 39H49V37H48ZM126 39V38H125ZM129 39V40H128ZM130 39L131 38H127L126 40H128L127 42H129L130 41ZM167 39H169V40H167ZM185 39V38H184ZM203 40H204V38H202ZM208 39H211V38H208ZM9 40V39H8ZM20 40V39H19ZM26 40H28V39H26ZM68 40H70V42H71V40H72V42H71V44L69 45V41ZM77 40V41H76ZM113 40V39H112ZM137 40V39H136ZM136 40H135V42H136ZM216 40V39H215ZM217 40H216V43H217ZM219 40H221V39H219ZM218 40V42L220 43V41ZM253 40V39H252ZM23 41V40H22ZM21 41V43H19L18 42V44H17V46L15 47V54H16V56H17V59L18 58H20V54L21 53H26V54H28V53H30L31 52V54H33V51H35V48H37V47H33L34 45L35 46H38V43H37V40H36V43H37V45L36 44H34L35 42L34 41H32L31 39H30V41H32L29 45H28V43H27V41H25L26 43L25 44H27L28 46H30V47H27V45H25L24 44V46H20L22 43H24V42H22ZM44 41H47V39L46 40H44ZM67 41V42H66ZM109 41V40H108ZM125 40H123L122 42H124ZM132 41H133V39H131V43H132ZM141 41V40H140ZM142 41H143V39H142ZM141 41V42H142ZM160 41V42H159ZM169 41V43L171 44V45H173V46H171V45H169V46H167L168 44H167V42ZM193 41H195V39L193 40ZM202 41V40H201ZM13 42V41H12ZM11 42V43H12ZM66 42V47L63 45L64 43ZM85 42V43H86ZM105 42H107V41H105ZM104 42V43H105ZM110 42V41H109ZM113 42V41H112ZM111 42V43H112ZM122 42H121V44H122ZM134 42V43H135ZM139 42V41H138ZM172 42H173V44H172ZM197 42H199V41H197ZM204 42H206V41H203V43ZM210 42L212 43V41L210 40ZM262 42V41H261ZM39 43H41V42H39ZM48 43V42H47ZM46 43V44H47ZM67 43H68V45H67ZM137 43V42H136ZM136 43L135 44H133V45H136ZM142 43H144L145 44V42H142ZM147 43V44H148ZM158 43V44H157ZM206 43H208V41L206 42ZM210 43V44H211ZM20 44V45H19ZM32 44V45H31ZM34 44V45H33ZM106 44V43H105ZM104 44V46H106ZM113 44V43H112ZM111 44V45H112ZM125 44H127V43H124V45ZM138 44H140V43H138ZM146 44V46H148ZM156 44H157V46H156ZM187 44V45H186ZM196 44V43H195ZM213 44H215L214 42H213ZM218 44V43H217ZM217 44H215V45H217ZM221 44V43H220ZM238 44V43H237ZM245 44H247L246 42H245ZM244 44V45H245ZM252 44V43H251ZM41 45L43 46L44 44L43 43H41ZM73 47H72V46ZM77 45V44H76ZM120 47H119V46ZM123 45V46H124ZM199 45V44H198ZM203 45H205V44H203ZM202 45V46H203ZM255 45V44H254ZM262 45V44H261ZM8 46V45H7ZM41 46V47H42ZM83 46V45H82ZM128 46H130V45H128ZM160 48H159V47ZM166 46H167V48H168V50L170 49V52L171 53H166L167 51H166ZM186 48H185V47ZM202 46H201V48H202ZM209 46L210 45H208V48H207V46L205 47V48H207V49H209ZM212 46V48H214V45H211ZM219 46H222V45H219ZM234 46V47H233ZM238 46V45H237ZM39 47H40V44H39ZM49 47L47 48V47H45L47 50H49ZM101 47V46H100ZM108 47V46H107ZM140 47V46H139ZM139 47H134L133 49H138ZM143 47H144V45H143ZM173 49H172V48ZM199 47V46H198ZM216 47V46H215ZM252 47V46H251ZM250 47V48H251ZM260 47V46H259ZM4 48V47H3ZM44 48V47H43ZM53 48V49H52ZM63 48H61V50L63 49ZM75 48V47H74ZM79 48H81V43H80V46H79ZM102 49H104V47L102 46L101 47ZM115 48V47H114ZM114 48H113V50H114ZM122 48V47H121ZM125 48V47H124ZM158 48V49H157ZM236 48V47H235ZM253 48V47H252ZM255 48V47H254ZM263 48V47H262ZM9 49V48H8ZM12 49H14V48H12ZM63 49V50H64ZM84 49V48H83ZM87 49V48H86ZM85 49V50H86ZM119 49V50H118ZM128 49H130V48H128ZM127 48H126V50L124 51V52H126L127 50H128ZM144 49H147V47L146 48H144ZM143 49V50H144ZM172 49V50H171ZM190 49H191V51L193 52V54H192V52L190 51ZM195 49V48H194ZM204 48H202V50H203ZM207 49L206 50H204L205 52L207 51ZM214 49H216V48H214ZM213 49V50H214ZM219 49H220V47H219ZM218 49V50H219ZM223 49H224V47H223ZM222 49V47H221V50H223ZM245 49V48H244ZM257 49V48H256ZM259 49V48H258ZM7 50V49H6ZM37 50V49H36ZM66 50V49H65ZM75 49H73V51H74ZM87 50V51H88ZM105 50V51H106ZM112 49H111V51H113ZM122 50H124V49H122ZM132 50V49H131ZM148 50V49H147ZM181 50V51H180ZM185 50V51H184ZM195 50H197V49H195ZM202 50L201 49H199V51H201L200 53H202ZM213 50H211L212 52H213V56L215 55L214 54V52L215 51H213ZM221 50H220V52H221ZM227 50H225V51H227ZM241 50V49H240ZM250 50V49H249ZM252 50H254V49H252ZM260 50H262L261 48H260ZM2 51H3V49H2ZM5 51V50H4ZM43 51V53L42 52H40L41 53V56H42V54L44 55L45 53H48V54H50L49 52H45L44 53V50H42ZM72 51V52H73ZM81 50L79 49L78 50V52H80ZM84 51V50H83ZM101 51V50H100ZM135 51V50H134ZM148 51V53H150ZM160 51V50H159ZM164 51H166V52H164ZM210 51V50H209ZM238 51V50H237ZM246 51H247V49H246ZM246 51H244V52H246ZM251 51V50H250ZM249 51V52H250ZM256 51V50H255ZM255 51H254V53H255ZM259 51V50H258ZM38 52V53H39ZM55 52H57V51H55ZM65 52V51H64ZM63 52V53H64ZM69 52H71V51H69ZM69 52H68V54H69ZM71 52V53H72ZM89 52H88V54H89ZM128 52L129 51H127V53H125V55H120L121 57H128L129 58V55H128ZM133 52V51H132ZM131 52V53H132ZM169 52V51H168ZM211 52V53H212ZM242 52V51H241ZM251 52H253V51H251ZM261 52V51H260ZM262 52H264L263 50H262ZM36 51L34 52V55L36 56ZM134 53V52H133ZM138 53H139V49H138ZM141 53V52H140ZM144 51H143V54L141 55V56H143L144 55ZM147 53V52H146ZM145 53V54H146ZM158 53H157V55H158ZM207 53V52H206ZM210 53V52H209ZM222 53H223V51H222ZM229 53V54H228ZM247 53V52H246ZM245 53V54H246ZM253 53V56L255 55ZM256 53H258V52H256ZM23 54H21V55H23ZM30 54V55H31ZM60 54L62 55V53H59V54H57L58 56H60ZM65 54L67 55V53L65 52ZM65 54H63V55H65ZM75 54H76V51H75ZM78 54V53H77ZM80 54V53H79ZM85 54V53H84ZM128 56H127V55ZM135 54V53H134ZM153 55V54H151V55H153V56H156V55ZM165 54V55H164ZM185 54V53H184ZM196 54H198V53H196ZM220 54V53H219ZM238 54V53H237ZM242 54V53H241ZM244 54V55H245ZM248 55H249V53H247ZM53 56H54V54H52ZM52 55H51V57H52ZM57 55H55V56H57ZM107 55V56H106ZM140 55V54H139ZM167 55V56H166ZM181 55V56H182ZM191 55V56H190ZM193 55V56H194ZM199 55V54H198ZM203 55V54H202ZM204 55H206V54H204ZM209 55V54H208ZM221 55V54H220ZM252 55V54H251ZM1 56V55H0ZM29 56V55H28ZM50 56V55H49ZM82 56V55H81ZM85 56V55H84ZM83 56V57H84ZM88 56V55H87ZM117 56V57H118ZM136 56V55H135ZM138 56V55H137ZM159 56V55H158ZM157 56V57H158ZM172 56V55H171ZM211 57H213L212 55H210ZM209 56V57H210ZM218 56V55H217ZM238 56V55H237ZM236 56V57H237ZM260 56V55H259ZM4 57V56H3ZM2 57V58H3ZM31 57H33V56H31ZM62 57V56H61ZM67 57V56H66ZM65 56H64V59H62V61H65V58H66ZM69 57H70V55H69ZM79 57V56H78ZM111 57V56H110ZM133 56H131L130 57V60H131V58H132ZM144 57V56H143ZM143 57H142V59H143ZM149 57H151L150 55H149ZM159 57V58H160ZM183 57V56H182ZM185 57H183L184 59H185ZM200 57H202L201 55H200ZM210 57V58H211ZM243 57V56H242ZM245 57V56H244ZM244 57L242 58V60H244V62H247L245 59H247V58H245L244 59ZM248 57V56H247ZM256 57H258V54H257V56ZM24 58H25V56H24ZM23 58V59H24ZM28 58H30V57H28ZM27 58V59H28ZM37 58V57H36ZM42 59L44 58L43 56L41 57ZM40 58V59H41ZM46 58H48L49 59V57H46ZM56 58V57H55ZM54 58V59H55ZM75 58H77L76 56L73 58L74 60H75ZM88 58V57H87ZM112 58H115V56L114 57H112ZM120 57H118V59H119ZM135 57H133V59H134ZM137 58V57H136ZM139 58H140V56H139ZM146 58V57H145ZM147 58H148V56H147ZM154 59H158V58H155V57H153ZM165 58H166V62H164L163 60H165ZM197 58V57H196ZM196 58H194L193 59V61L196 59ZM199 58V57H198ZM204 58V57H203ZM206 58V57H205ZM204 58V59H205ZM213 58H215V56L213 57ZM218 57H216V59H217ZM223 57L221 56V59H222ZM259 58V57H258ZM22 59V60H23ZM27 59H24L25 61H28ZM53 59V58H52ZM67 59H69L70 60V58H67ZM85 59V58H84ZM94 59V58H93ZM142 59H141V63L142 62H144L145 61V59L142 61ZM152 59V58H151ZM167 59H168V61H167ZM191 59V58H190ZM220 59V58H219ZM260 59H262V58H260ZM30 61H31V59H29ZM33 60H35V59H33ZM51 60V59H50ZM79 60H81V59H79ZM87 60V59H86ZM111 60H113V59H111ZM122 59L120 58L119 60H117V62L118 63H120L121 65H122V68L124 69V70H127V65H124L123 64V62H125V61H123L122 60V62H119V61H121ZM147 60H149V59H147ZM199 59H197V62H199L198 61ZM239 61H240V58L238 59ZM254 60V59H253ZM12 61V60H11ZM42 61V60H41ZM44 61H45V59H44ZM76 61V60H75ZM77 61H78V59H77ZM126 61H127V59H126ZM151 61V60H150ZM150 61H148L149 63H150ZM172 61V62H173ZM192 61V62H193ZM201 61H203V60H201ZM205 61H210V60H206L205 59ZM217 61H219L218 59H217ZM216 61V63H219L220 64V62H217ZM255 61H257V60H255ZM259 61H261V60H259ZM2 62V61H1ZM6 62V61H5ZM4 62V63H5ZM15 62V61H14ZM29 62V61H28ZM27 62V64H25V65H28L29 66V63ZM48 62H50L49 60H48ZM70 62V61H69ZM82 62H83V60H82ZM81 62V63H82ZM87 62V61H86ZM85 62V63H86ZM90 62V61H89ZM98 62V63H99ZM110 63V65L108 66V68L107 67H105V69L107 68V70H108V72H110L111 71V68L113 67V66H115L116 65V63L117 62H111V61H109ZM131 62V61H130ZM136 62V61H135ZM146 62V61H145ZM157 62V61H156ZM189 62H190V60H189ZM192 62H190V64H194V67H195V64L196 63H192ZM196 62V61H195ZM204 62V61H203ZM243 62V63H244ZM252 62H254V61H252ZM252 62H249V63H252ZM3 63V64H4ZM12 63V62H11ZM24 63V62H23ZM31 63H33V61H31ZM47 63V62H46ZM45 63V67H46V64ZM63 63V62H62ZM85 63H84V66H86L85 65ZM93 63H95V61H93L92 60V64ZM98 63H96V64H98ZM112 63H113V66H112ZM114 63H115V65H114ZM125 63H129V61L128 62H125ZM151 63L153 64V66H155L154 65V63L151 61ZM158 63H160V62H157V64ZM170 63V62H169ZM186 63V62H185ZM202 62H199V64H201ZM205 63V62H204ZM210 63H213V62H210ZM209 62L208 63H205V64H207V66L208 65H211ZM224 63V64H223ZM248 63V62H247ZM256 63V62H255ZM2 64V65H3ZM13 64H16V68H14L13 67V70H11V72L10 73H12V74H15V76H16V78L18 77V80H21L22 79V75H23V70H22V62H20V60L18 59L15 63H13ZM34 64V63H33ZM37 64V63H36ZM65 64V63H64ZM66 64H71V62L70 63H66ZM74 64V63H73ZM87 64V63H86ZM95 64V65H96ZM101 64H99L100 66H97V68L99 67L100 69H101ZM120 64H118V65H120ZM131 64V63H130ZM132 64H133V61H132ZM156 64V63H155ZM161 64V63H160ZM189 63H187V65H188ZM189 64V65H190ZM198 64V63H197ZM219 64H217L219 67H220V65ZM245 64V63H244ZM253 64L254 63H252V66H253ZM1 65V66H2ZM32 65V64H31ZM29 66L30 68H32V66ZM43 65V64H42ZM51 65V64H50ZM78 65V64H77ZM139 65V64H138ZM182 65H185V66H182ZM191 65V69L190 68H188L187 70H188V73H190L189 71H192V73H193V70L195 69L193 66ZM216 65V66H217ZM256 65V66H255ZM254 65V68L255 67H258V66H260V64L258 65L257 63ZM14 66V65H13ZM65 66V65H64ZM73 66V65H72ZM80 66V65H79ZM83 66V65H82ZM83 66V67H84ZM88 66V65H87ZM94 66V65H93ZM130 66V65H129ZM128 66V67H129ZM160 66V65H159ZM158 66V68H161V67H159ZM172 66L173 65H171V68H172ZM199 66H201V65H199ZM204 66V65H203ZM206 65H205V67H207ZM212 66H214V65H211V68H213V69H215L214 67H212ZM217 66V70H218V67ZM247 66V64L245 65V67ZM263 66V65H262ZM4 67H5V65H4ZM4 67H1L2 69H4ZM6 67H7V64H6ZM26 67V66H25ZM35 67H37V66H35ZM34 67V68H35ZM70 67V66H69ZM74 67H76V64H75V66ZM117 66H115V69H114V71H118L117 69L119 68V72L120 71H122V73L123 74H125L126 73V71H125V73L123 72V69L121 68V66L120 67H118V68H116ZM136 67V66H135ZM150 67H152V66H150ZM156 67V66H155ZM170 67V66H169ZM182 67H184V68H182ZM202 67V66H201ZM245 67H243V70L245 69ZM251 67V66H250ZM264 67V66H263ZM9 68V67H8ZM7 68V69H8ZM24 68V67H23ZM39 68V67H38ZM68 68V67H67ZM78 69L80 68V67H77ZM86 68V67H85ZM85 68L83 69V70H85ZM88 68V67H87ZM96 68V67H95ZM99 68H98V70H99ZM104 68V67H103ZM103 68H102V70H103ZM130 68H131V66H130ZM129 68V69H130ZM132 68H133V66H132ZM178 68V69H177ZM182 68V69H181ZM200 68V67H199ZM199 68H197L199 71H200V69ZM208 68H209V66H208ZM211 68H209V70L211 71ZM259 68V67H258ZM10 69V68H9ZM25 69H27V68H25ZM73 69V68H72ZM77 69V70H78ZM89 69V68H88ZM104 69V70H105ZM121 69V70H120ZM135 69V68H134ZM139 69H140V65H139V68L137 69L138 71H139ZM151 69V68H150ZM190 69V70H189ZM215 69V70H216ZM257 69V68H256ZM255 69V70H256ZM29 70V69H28ZM34 70V69H33ZM32 70V71H33ZM65 70V69H64ZM68 70H69V68H68ZM70 70H71V68H70ZM93 70V69H92ZM103 70V71H104ZM110 70V71H109ZM113 70V69H112ZM155 70H156V68H155ZM173 70V69H172ZM174 70H175V68H174ZM202 70H203V68H201V72H202ZM214 70V71H215ZM216 70V71H217ZM222 70V71H221ZM250 70H252V69H250ZM259 70H261V68H259ZM263 70V69H262ZM261 70V71H262ZM4 72L6 71H8V70H6V69H4L3 70ZM30 71V70H29ZM80 71H82V70H80ZM88 71V70H87ZM103 71H102V73H103ZM136 71V70H135ZM137 71V72H138ZM151 71V70H150ZM152 71H153V69H152ZM158 71H159V69H158ZM158 71L156 70L155 72L158 74ZM180 71V72H181ZM198 71V72H199ZM213 71V70H212ZM211 71V72H212ZM215 71V72H216ZM240 71V70H239ZM253 71V70H252ZM252 71H250V73L252 72ZM4 72H3V74H4ZM31 72V71H30ZM29 72V73H30ZM67 72H69V71H66V73ZM70 72H72L73 73V71H70ZM79 72V71H78ZM77 72V73H78ZM85 71H83L82 72V75H83V73H84ZM99 72V71H98ZM155 72H153V74L155 73ZM164 72V71H163ZM162 72V73H163ZM169 72V74L170 73H172V71L170 72V71H168ZM167 72V73H168ZM174 72V71H173ZM194 72H195V70H194ZM197 72V71H196ZM195 72V73H196ZM203 72H204V70H203ZM208 72V71H207ZM241 72V71H240ZM248 72V71H247ZM260 72V71H259ZM27 73H28V71H27ZM32 73V72H31ZM65 72L63 73V74H66ZM81 72H79V74H80ZM86 73V72H85ZM92 73V72H91ZM101 73V72H100ZM100 73H98V74H100ZM102 73H101V75H102ZM113 73V72H112ZM118 73V72H117ZM128 73H130V70L128 71ZM131 73H133V72H131ZM155 73V74H156ZM165 73V76L166 75H168V74H166V71L164 72ZM163 73V74H164ZM188 73H187V80L189 79V77H188ZM191 73V74H192ZM209 73V72H208ZM3 74H2V72H1V74H0V86H1V84H5V80L7 81V78H8V76H3ZM26 74V73H25ZM69 75H70V73H68ZM94 73H92V75H93ZM96 74V73H95ZM105 74H106V72H105ZM108 74V73H107ZM121 74V73H120ZM123 74H121V75H117V77L119 78V80L116 78V75H115V77H114V83H115V79H117L118 81H121V82H123L122 83V85L124 86V88H121V89H123L124 91H126V93L128 94V93H131V94H129V96L131 95V96H133L134 94H132V92H133V90L134 89H132V87L131 86H133L130 82H128V83H126V80L124 79H122L121 77H123L124 75ZM138 74V73H137ZM137 74H136V77H137ZM156 74V75H157ZM178 74V73H177ZM184 74H186V72L184 71ZM197 74V73H196ZM202 74V73H201ZM205 74H207V73H205ZM252 74V73H251ZM255 74H257L256 72H255ZM29 75H33V73L32 74H29ZM28 75V76H29ZM77 75V74H76ZM82 75H81V77H82ZM85 75V74H84ZM87 76H88V74H86ZM85 75V76H86ZM90 75V74H89ZM91 75V76H92ZM101 75H100V77H101ZM103 75H104V73H103ZM123 75V76H122ZM133 75V74H132ZM132 75H131V77H132ZM135 75V74H134ZM198 76H200L199 74H197ZM208 75V74H207ZM261 75V74H260ZM14 76V75H13ZM25 76V75H24ZM80 76V75H79ZM87 76H86V78H87ZM90 76V77H91ZM97 76V75H96ZM107 76V78H109L110 79V75L108 76V75H106ZM119 76H121V77H119ZM130 76V75H129ZM151 76H152V74H151ZM160 76V75H159ZM163 76V75H162ZM169 76V75H168ZM179 76V75H178ZM193 77L195 76V75H192ZM198 76H196L195 78H197ZM202 76H203V74H202ZM202 76H200L201 78H202ZM243 76V75H242ZM255 76V75H254ZM10 77V76H9ZM27 77V76H26ZM26 77H24L25 79H26ZM31 77V76H30ZM59 78H61L60 77V75L58 76ZM67 77V76H66ZM70 77V76H69ZM75 77H77V76H75ZM94 77H95V75H94ZM98 77H99V75H98ZM134 77V76H133ZM132 77V78H133ZM154 77H155V75H154ZM157 77V76H156ZM161 77V76H160ZM164 77V76H163ZM173 77V76H172ZM172 77H170V78H172ZM174 77H175V75H174ZM184 77V76H183ZM193 77H192V79H193ZM207 77V76H206ZM234 77V79H236ZM246 77H247V73H246ZM256 77H257V75H256ZM29 78V77H28ZM27 78V79H28ZM52 78V77H51ZM71 78V77H70ZM86 78H84V80L86 79ZM103 78H105L104 76H103ZM103 78H101V84L102 83H104V81L102 82V79ZM124 78V77H123ZM127 78V77H126ZM176 78V77H175ZM215 78V79H214ZM239 78V77H238ZM249 78H250V76H249ZM49 79V78H48ZM47 79V80H48ZM92 79V78H91ZM96 79V78H95ZM108 79V80H109ZM112 79V78H111ZM110 79V80H111ZM122 79V80H121ZM128 79V78H127ZM153 80H154V78H152ZM173 79V78H172ZM202 79H204V77L202 78ZM207 79V78H206ZM205 79V81H207ZM232 79V78H231ZM230 79V80H231ZM254 79V78H253ZM260 79V78H259ZM17 80V81H18ZM60 80V79H59ZM81 80H83V79H81ZM87 80H88V78H87ZM86 80V81H87ZM113 80V79H112ZM129 80V79H128ZM133 80V79H132ZM160 81H162V79H159ZM165 80V79H164ZM179 80V79H178ZM180 80H181V77H180ZM194 80V79H193ZM198 80V79H197ZM197 80H196V83H197ZM237 80V79H236ZM238 80H240V79H238ZM237 80V81H238ZM257 80V79H256ZM54 81V80H53ZM58 81V80H57ZM73 81V80H72ZM78 81H80V80H78ZM91 81V80H90ZM97 81V80H96ZM98 81H99V79H98ZM159 81V82H160ZM169 81H170V79H169ZM195 81V80H194ZM210 81H211V79H210ZM209 81V82H210ZM237 81L235 82L236 84H239V83H237ZM250 81V80H249ZM260 81V80H259ZM259 81H258V83H259ZM89 82V81H88ZM107 82V81H106ZM111 82V81H110ZM110 82H107L108 84H106L105 86H109V83ZM113 82V81H112ZM132 82V81H131ZM137 82V81H136ZM155 82H156V80H155ZM163 82V81H162ZM176 82V81H175ZM175 82H174V87L177 89L178 87H176V86H179V87H182L181 85H179V84H175ZM178 82V81H177ZM176 82V83H177ZM185 82H186V80H185ZM199 82V81H198ZM228 82H229V79H228ZM62 83V82H61ZM75 83V82H74ZM78 83V82H77ZM76 83V84H77ZM90 83H92V82H90ZM94 83V82H93ZM113 83V84H114ZM118 83V82H117ZM134 83V82H133ZM161 83V82H160ZM172 83V82H171ZM180 83H183L182 81L180 82ZM193 83H195V82H193ZM240 83H242V82H240ZM79 84H81V82L79 83ZM82 84H84L85 85V82L83 81V83ZM81 84V85H82ZM88 84V83H87ZM86 84V85H87ZM112 84V87L113 86H115V85H113ZM129 84H131V86H130V88L132 89H130V92H127V91H129V89H128V87H127V85H129ZM137 84V83H136ZM150 84H151V82H150ZM154 84V83H153ZM158 84V83H157ZM168 84V83H167ZM187 84V83H186ZM138 85V84H137ZM162 85H164V84H162ZM169 85H171V84H169ZM173 85V84H172ZM202 85V84H201ZM206 85V83L204 84V86L203 87H206L205 86ZM224 85V84H223ZM227 85H230L229 83L227 84ZM233 84H231V86H232ZM235 85V84H234ZM241 85V84H240ZM259 85V84H258ZM14 86H15V84H14ZM13 86V87H14ZM16 86H19L18 84L16 85ZM16 86L14 87V88H16ZM75 86V85H74ZM94 86V85H93ZM111 86V85H110ZM109 86V87H110ZM149 86H151V85H149ZM155 86V84L153 85V87ZM209 86V85H208ZM211 86V85H210ZM225 86V85H224ZM4 87V86H3ZM6 87H7V85H6ZM5 87V88H6ZM20 87V86H19ZM19 87L17 88V89H19ZM22 87V86H21ZM76 87V86H75ZM78 87H79V85H78ZM82 87H85V86H82ZM81 87V88H82ZM110 88V89H113V88ZM116 87H119L118 85H116ZM139 87V86H138ZM156 87H157V85H156ZM171 86H169V88H170ZM173 87V88H174ZM184 87H186V86H184ZM193 87V86H192ZM227 87V86H226ZM230 86H228V88H229ZM260 87V86H259ZM10 88V87H9ZM80 88V89H81ZM133 88H134V86H133ZM183 88V87H182ZM182 88H180V90L182 89ZM188 88V87H187ZM194 88V87H193ZM216 88H218V89H216ZM227 88V89H228ZM262 88V87H261ZM68 89V88H67ZM71 89V88H70ZM73 89V88H72ZM89 89H91V88H89ZM94 89V88H93ZM152 89V88H151ZM154 89H156V88H154ZM165 89V88H164ZM179 89V88H178ZM189 89V88H188ZM188 89H186V90H188ZM204 89V88H203ZM207 89V88H206ZM205 89V90H206ZM263 89V88H262ZM7 90V89H6ZM9 90V89H8ZM83 90V89H82ZM167 90V89H166ZM172 89H170V91H171ZM174 90V89H173ZM184 90L185 89H183L182 91L184 92ZM200 90V89H199ZM198 90V91H199ZM208 90V89H207ZM224 90V89H223ZM223 90H222V92H223ZM13 91H15V89L13 90ZM19 91V90H18ZM67 91V90H66ZM75 91V90H74ZM87 91V90H86ZM94 91V90H93ZM113 91V90H112ZM116 91V90H115ZM120 91V90H119ZM122 91V90H121ZM123 91V92H124ZM132 91V92H131ZM175 91V90H174ZM181 91V92H182ZM188 91H190V90H188ZM187 91V92H188ZM193 91V90H192ZM197 91V92H198ZM201 91V90H200ZM209 91V90H208ZM207 91V92H208ZM221 91V90H220ZM225 91V90H224ZM234 91V90H233ZM232 91V92H233ZM71 92V91H70ZM85 92V91H84ZM118 92V91H117ZM173 92V91H172ZM195 92H196V90H195ZM194 92V93H195ZM202 92V91H201ZM211 92V91H210ZM218 92V94H220V92L219 91H217ZM216 92V93H217ZM228 92H229V90H228ZM13 93V92H12ZM68 93V92H67ZM73 93V92H72ZM120 93V92H119ZM118 93V94H119ZM122 93V92H121ZM174 93V92H173ZM185 93H186V91H185ZM193 93V92H192ZM205 93H206V91H205ZM226 93V92H225ZM237 93V92H236ZM81 94H83L82 92H81ZM85 94H87V93H85ZM89 94H91V93H89ZM117 94V95H118ZM126 94V98H127V95ZM138 94V93H137ZM136 94V95H137ZM155 94V93H154ZM175 94V93H174ZM173 94V95H174ZM178 94V93H177ZM179 94H180V91H179ZM178 94V95H179ZM230 94V93H229ZM239 94V93H238ZM7 95V94H6ZM15 95V94H14ZM67 95V94H66ZM68 95H70V93L68 94ZM73 95V94H72ZM121 95H124V93H122ZM136 95H134V97H136ZM169 95H171V93H169ZM197 95V94H196ZM212 95V94H211ZM231 95H232V93H231ZM231 95H229V96H231ZM80 96V95H79ZM85 96H87V95H85ZM130 96V97H131ZM138 96V95H137ZM154 96H156V95H154ZM176 96V95H175ZM187 96H189V95H187ZM192 96H193V94H192ZM199 95H197V97H198ZM213 96V95H212ZM235 96V95H234ZM83 97V96H82ZM119 97V96H118ZM117 97V98H118ZM129 97V98H130ZM134 97L133 98H131V100H133L134 99ZM174 97V96H173ZM179 97H181V95L179 96ZM178 97V98H179ZM183 97V96H182ZM191 97V96H190ZM196 97V96H195ZM211 97V96H210ZM213 97H215V96H213ZM212 97V98H213ZM233 97V96H232ZM78 98V97H77ZM124 98H125V96H124ZM176 98V97H175ZM189 98V97H188ZM234 98V97H233ZM236 98V97H235ZM67 99V98H66ZM84 99V98H83ZM135 99H137V97L135 98ZM135 99L133 100L134 102H135ZM196 99V98H195ZM203 99H204V97H203ZM210 100H212L211 98H209ZM218 99V98H217ZM7 100V99H6ZM119 100V99H118ZM121 100V99H120ZM124 100V102H126L125 101V99H123ZM127 100V99H126ZM163 100V99H162ZM189 100V99H188ZM188 100H186V102L188 101ZM192 100V99H191ZM191 100H189V102H188V104H189V106L191 107L192 105H191ZM205 100V99H204ZM219 100V99H218ZM128 101V100H127ZM138 101L140 102V100L138 99ZM138 101H136L138 104H139V102ZM183 101V100H182ZM181 101V104H184L183 102ZM198 101V100H197ZM208 101V100H207ZM213 101V100H212ZM121 102V101H120ZM156 102H158L157 100H156ZM164 102V101H163ZM163 102H160V104H162ZM206 102V101H205ZM214 103V105H216V102L217 101H213ZM221 102V101H220ZM13 103V102H12ZM159 103V102H158ZM165 103V102H164ZM194 103V102H193ZM192 103V104H193ZM210 103H212V102H210ZM8 104H9V102H8ZM127 104V103H126ZM125 104V105H126ZM198 104V103H197ZM229 104V103H228ZM232 104V103H231ZM234 104V103H233ZM122 104H120L119 106H121ZM128 105V104H127ZM130 105H132V103H130ZM135 105V104H134ZM142 105H144L143 103H142ZM164 104H162V106H163ZM200 105V104H199ZM199 105H197V106H199ZM201 105H202V102H201ZM220 105V104H219ZM218 105V106H219ZM222 105H223V103H222ZM7 106V105H6ZM50 106V105H49ZM161 109H162V107L160 106V105H158ZM182 106H185V105H182ZM181 106V107H182ZM195 106V105H194ZM210 106V105H209ZM208 106V107H209ZM212 106V105H211ZM217 106V105H216ZM215 106V107H216ZM3 107V106H2ZM122 107V106H121ZM128 107V106H127ZM140 107V106H139ZM164 107V106H163ZM189 107V109H191ZM220 107V106H219ZM6 108V107H5ZM205 108V107H204ZM213 108H214V106H213ZM222 108V107H221ZM46 109H47V107H46ZM161 109H160V113L161 112H163L164 110H165V107H164V109H162L163 111H161ZM184 109H185V107H184ZM193 109V108H192ZM194 109H195V107H194ZM215 109V108H214ZM225 110V109H224ZM16 111H19V110H16ZM228 111V110H227ZM254 111V110H253ZM46 112V111H45ZM196 112V111H195ZM220 112H222L221 110H220ZM224 112V111H223ZM48 113V112H47ZM193 113V112H192ZM233 113V112H232ZM221 114V113H220ZM238 114H240V113H238ZM127 115V114H126ZM182 115H183V113H182ZM253 115H255V114H253ZM189 115H187V117H188ZM221 116V115H220ZM257 116V115H256ZM255 116V117H256ZM184 117V116H183ZM190 117V116H189ZM231 117H233V116H231ZM11 118V117H10ZM208 118V117H207ZM214 118V117H213ZM254 118V117H253ZM3 119V118H2ZM189 119V118H188ZM192 120V119H191ZM221 120H222V117H221ZM228 120V119H227ZM251 120H252V118H251ZM187 121V120H186ZM191 122V121H190ZM207 122H208V120H207ZM228 122V121H227ZM118 123V122H117ZM209 123V122H208ZM121 124V123H120ZM210 124H212V123H210ZM116 125V124H115ZM119 125V124H118ZM117 125V126H118ZM190 125H192V124H190ZM223 125V124H222ZM113 126V125H112ZM120 126V125H119ZM121 126H122V124H121ZM113 127H115V126H113ZM187 127V126H186ZM190 127V129H191V126H189ZM49 128V127H48ZM109 128V127H108ZM112 128V127H111ZM110 128V129H111ZM123 128V127H122ZM116 129V128H115ZM120 129V128H119ZM108 131H109V129H107ZM188 130V129H187ZM112 131V130H111ZM118 131V130H117ZM45 132V131H44ZM115 132H116V130H115ZM189 132H192V130L191 131H189ZM112 133V132H111ZM110 133V134H111ZM119 133V132H118ZM109 134V133H108ZM109 134V135H110ZM191 133H189V135H190ZM116 135V134H115ZM187 135H188V133H187ZM192 135V134H191ZM118 136H119V134H118ZM113 137H117V135L116 136H113ZM190 138H191V136H189ZM117 138H119V137H117ZM115 139V138H114ZM121 139V138H120ZM116 140V139H115ZM190 140V139H189ZM118 141H122V140H119L118 139ZM117 141V142H118ZM116 142V141H115ZM122 143H123V141H122ZM121 143V144H122ZM190 143V142H189ZM0 145H1V142H0ZM114 145H116V144H114ZM119 145V144H118ZM33 146H34V144H33ZM192 148V147H191ZM120 149V148H119ZM33 150V149H32ZM192 151H193V149H192ZM6 154V153H5ZM3 155V154H2ZM11 156V155H10ZM23 156V155H22ZM5 157V156H4ZM21 157V156H20ZM25 157V156H24ZM6 159H7V156H6ZM191 159H192V157H191ZM8 160V159H7ZM24 160V159H23ZM171 160V159H170ZM20 161V160H19ZM173 161V160H172ZM22 162V161H21ZM194 163V162H193ZM26 164V163H25ZM55 164V163H54ZM169 165H171V163H169ZM31 166V165H30ZM64 166H65V164H64ZM176 166V165H175ZM169 167H171V166H169ZM11 168V167H10ZM30 168V167H29ZM16 169V168H15ZM43 169V168H42ZM171 169H172V167H171ZM17 171V170H16ZM40 171V170H39ZM44 171V170H43ZM199 171V170H198ZM10 172V171H9ZM37 172V171H36ZM49 172V171H48ZM199 172H201V171H199ZM264 172V171H263ZM27 173V172H26ZM42 173V172H41ZM235 173V172H234ZM233 173V174H234ZM43 174V173H42ZM202 174V173H201ZM200 173H199V175H198V180H199V176L201 175ZM6 175L8 176V177H10L9 175H8V167L7 166H5V164L3 163V157H1L0 156V264H28L29 263V259H30V254L31 255H35V254H32V250H30V248L28 247V245H27V247L29 248H25L26 246H25V242H26V236H28V234H29V232L27 231L28 230V228L30 227L29 226V224L27 223V220H25V213L24 212H22L23 210H22V208H21V206L19 205V199L20 198H22L21 196H20V193L19 192H21L20 190L18 191L16 188H13V187H8V184L9 183H6V181H5V179L7 178L6 177ZM11 175V174H10ZM202 176V175H201ZM204 177H206V175L204 176ZM204 177L202 176L201 178H203L204 179ZM232 176H230L229 178H231ZM5 178V179H4ZM18 178V177H17ZM234 178H237V177H235L234 176ZM233 178V179H234ZM256 178V177H255ZM254 178V179H255ZM263 178V177H262ZM9 179V178H8ZM7 179V180H8ZM232 179V180H233ZM176 180V179H175ZM202 180V179H201ZM229 180V185H230V179H228ZM236 180V179H235ZM256 180V179H255ZM11 181V180H10ZM21 181V180H20ZM250 181V180H249ZM233 182V181H232ZM236 182V181H235ZM253 182V181H252ZM251 182V183H252ZM12 183H14V182H12ZM227 183H228V181H227ZM236 183H238V182H236ZM250 183V182H249ZM21 183H19V185H20ZM233 184H235V183H233ZM254 184V183H253ZM256 184H258V183H256ZM15 185H17V184H15ZM14 185V186H15ZM235 185H237V184H235ZM235 185H233L234 187H232L233 189L231 190V193H230V191H228L225 195H223V193H221V195H219V196H217L218 198L217 199H222V197H225V200L227 199L228 200V205H229V207L231 206V208H229V212H230V215H228L225 219H223V216H222V219L219 221L220 222V224H221V228H220V232H221V235H222V239H223V251H224V255L222 256V258H221V256H220V262H219V264H264V178L263 179H261V181H260V186H259V188H258V190L257 191H252V190H254V188H252V189H247L248 191L246 192V190H243L242 191V193H239V188H236V186ZM239 185V184H238ZM250 186V185H249ZM19 187V186H18ZM247 187V186H246ZM246 187H245V189H246ZM252 187V186H251ZM255 187V186H254ZM257 189V188H256ZM255 189V190H256ZM18 191V192H17ZM179 191V190H178ZM182 191H183V189H182ZM48 193V192H47ZM185 194V193H184ZM232 194V195H231ZM239 194V195H238ZM172 195V194H171ZM188 195V194H187ZM198 195V194H197ZM199 196V195H198ZM50 197V196H49ZM52 197V196H51ZM168 197V196H167ZM185 197V196H184ZM176 198V197H175ZM186 198V197H185ZM188 198V197H187ZM198 198V197H197ZM52 199H53V197H52ZM172 199V198H171ZM200 199V198H199ZM202 199V198H201ZM207 200H208V198H206ZM205 199V200H206ZM205 200H203L204 201V203H205ZM209 200H212V199H210L209 198ZM208 200V201H209ZM21 201V200H20ZM186 201V200H185ZM185 201H184V203H185ZM195 201V200H194ZM207 201V202H208ZM217 201H219V200H217ZM42 202V201H41ZM57 202V201H56ZM179 202H181V201H179ZM211 202V201H210ZM44 203V202H43ZM41 204V203H40ZM52 204V203H51ZM50 204V205H51ZM185 204H188V203H185ZM184 204V205H185ZM203 204V203H202ZM201 204V205H202ZM227 204V203H226ZM56 205V204H55ZM209 206V203H207L206 205H204V207L205 206ZM40 206V205H39ZM44 206H47L46 204L44 205ZM203 206V205H202ZM207 206V207H208ZM28 207V206H27ZM38 207V206H37ZM48 207V206H47ZM59 206H49V210L51 211H49L48 209L46 210V208H45V210L46 211H44V213H42V210L41 209H39V207H38V209L37 208H34V209H31L30 208V206L28 207V209L30 210L29 212H30V214L29 215H31V217H35L36 218V216L37 217H39L38 215H42V217L41 218H43L42 219V221H41V223L43 224V226H42V231L43 232H41V234L43 233L44 234V237H45V240H44V243H45V241H46V247H45V249L44 250H46V248H47V250L44 252L43 251V257H44V262H45V264L47 263V264H54L53 263V257H54V259H55V257L56 256H59V254L62 252V249L63 248H61V243H60V233H61V229H62V226H61V220H59V216H60V207L58 208ZM223 207V206H222ZM26 208V207H25ZM41 208V207H40ZM51 208V209H50ZM209 208V207H208ZM39 211H40V213H42V214H40L39 213ZM48 211H49V213H48ZM28 212V213H29ZM48 214H47V213ZM24 213V214H23ZM224 215V214H223ZM36 220V219H35ZM40 221L38 222L39 224H40ZM35 224H36V222H35ZM63 225V224H62ZM32 226V225H31ZM197 230H198V228H197ZM26 232L28 233V234H26ZM78 234H79V232H78ZM32 236V235H31ZM39 236V235H38ZM43 236V235H42ZM234 236H236V240H237V242L235 243V242H232L231 243V241L230 240H232L233 239V237ZM27 239H30V237L29 238H27ZM41 239V238H40ZM43 241V240H42ZM27 242H29L28 240H27ZM31 244V243H30ZM31 246H32V244H31ZM30 246V247H31ZM83 246V245H82ZM81 247V246H80ZM194 247H196V246H194ZM32 248H34V246L32 247ZM79 250V249H78ZM81 250V249H80ZM29 251H30V253H29ZM34 251V250H33ZM42 251V250H41ZM189 251H190V254H187V252H186V254H183L182 256H179V254L177 255L178 256V258L179 257H181V258H179L180 260H178V263H175V264H201V262H202V259L201 258H204L203 256H201V252L199 251V250H197L196 248H190L189 249ZM37 252H39V250H37ZM79 252H81V251H79ZM177 252H179V253H183V250L181 251V250H179L178 249V251ZM184 252V253H185ZM33 253H35V252H33ZM38 254V253H37ZM41 254V253H40ZM66 254V253H65ZM82 254H84L85 255V253H82ZM56 255V256H55ZM60 255H62V254H60ZM79 255H80V253H79ZM181 255V254H180ZM82 256V255H81ZM34 258V257H33ZM42 258V257H41ZM41 258H39V259H41ZM57 258H60V257H57ZM83 258H84V256H83ZM172 258H173V256H172ZM177 257H175L174 259H173V261L176 259ZM177 258V259H178ZM211 258L212 259H215V258H218V256L216 255V254H212V256H211ZM176 259V260H177ZM56 260V259H55ZM62 260V259H61ZM175 260V261H176ZM200 260H201V262H200ZM41 261H42V259H41ZM84 261V260H83ZM31 262H32V264H33V261L31 260ZM55 262V261H54ZM85 262V261H84ZM87 262V261H86ZM171 262H172V259H171ZM81 263H83V262H81ZM30 264V263H29ZM84 264V263H83ZM171 264H174V263H171ZM211 264H216L214 261H212V263Z\"/></svg>",
	"mask_w": 264,
	"mask_h": 264
}]
</instances>
